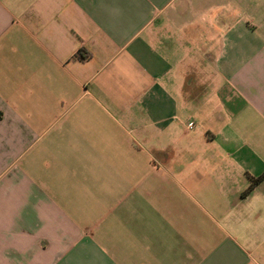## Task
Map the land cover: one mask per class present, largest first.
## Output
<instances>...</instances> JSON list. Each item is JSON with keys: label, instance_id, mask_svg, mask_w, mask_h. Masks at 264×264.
<instances>
[{"label": "crops", "instance_id": "1", "mask_svg": "<svg viewBox=\"0 0 264 264\" xmlns=\"http://www.w3.org/2000/svg\"><path fill=\"white\" fill-rule=\"evenodd\" d=\"M264 0H0V264H264Z\"/></svg>", "mask_w": 264, "mask_h": 264}, {"label": "trees", "instance_id": "2", "mask_svg": "<svg viewBox=\"0 0 264 264\" xmlns=\"http://www.w3.org/2000/svg\"><path fill=\"white\" fill-rule=\"evenodd\" d=\"M264 180V175L258 177V178H250V185L248 189L244 192V195L249 194L253 191L256 186H258L262 181Z\"/></svg>", "mask_w": 264, "mask_h": 264}]
</instances>
